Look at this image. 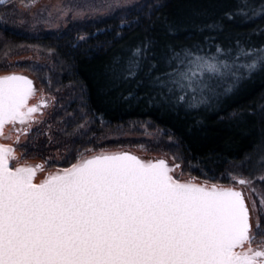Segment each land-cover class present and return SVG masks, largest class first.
<instances>
[{
    "label": "snow or ice",
    "instance_id": "snow-or-ice-1",
    "mask_svg": "<svg viewBox=\"0 0 264 264\" xmlns=\"http://www.w3.org/2000/svg\"><path fill=\"white\" fill-rule=\"evenodd\" d=\"M117 6L135 14L134 25L125 19L121 25L141 28L143 35L122 45L106 65L105 95L127 86L112 103L139 101L138 91L146 88L147 103L188 115L202 105L218 104L243 81L264 72V44L257 47L237 38L231 47L217 44L216 55L206 54L200 45L167 42L158 50L155 26L164 23L168 32L176 31L175 23L160 14L166 5L161 0H124ZM259 14L264 17V0ZM237 15L256 16L252 0H241L203 28L222 32V20ZM0 21L7 24L8 18L0 16ZM29 68L40 72L43 66L33 63ZM36 94L27 75L0 74V136L6 124H26L27 134L33 124L45 123L44 110L55 107L57 98L42 92L38 103H30ZM258 114L264 120V103ZM86 115L77 131L88 125ZM85 152L92 154H80L75 163L48 171L36 182L43 164L20 162L12 144L0 143V264H264V192L256 186L264 184V174H230L233 184L225 187L180 179L175 174L180 164L170 166L164 158ZM172 159L183 162L179 153Z\"/></svg>",
    "mask_w": 264,
    "mask_h": 264
},
{
    "label": "trees",
    "instance_id": "trees-1",
    "mask_svg": "<svg viewBox=\"0 0 264 264\" xmlns=\"http://www.w3.org/2000/svg\"><path fill=\"white\" fill-rule=\"evenodd\" d=\"M240 2L161 0L166 6L161 8L160 14L175 23L176 31L168 32L164 23L155 26L153 35L159 42L158 50L167 42L192 47L200 45L206 54L216 55L217 44L231 47L237 38L259 47L264 44V17L259 14L262 0H252L257 15L251 19L240 15L231 20L224 18L222 32L203 28L205 24L221 19L225 10H234ZM3 6L0 5V16L4 13ZM134 15L125 9L100 22L74 25L63 34L42 37L26 36L0 26V63H4L9 54L27 46L54 53L55 89L73 88L72 100L64 105L59 115L64 118L65 137L84 122L80 117L87 113L84 119L89 121L88 130L73 141L71 158L64 168L75 163L79 152L94 143V135L127 132L135 126L134 130L151 127L152 132L162 133L164 141L158 138L159 147L172 155L179 153L183 157L184 172L189 178H196V182L231 186L230 174H264L261 166L264 161V120L258 114L260 104L264 103L261 100L264 72L258 71L251 79L243 81L218 104L202 105L189 110L188 115L183 110L178 114L166 112L156 104L147 103L144 99L146 88L137 93L141 99L131 103L111 102V98L127 86L105 95L102 89L106 65L113 56L120 54L122 45L135 43L143 35L141 28L121 25V19L132 21L134 25ZM117 32L123 39L116 35ZM81 35L86 36L84 41L78 39ZM208 36L215 39L209 42L205 39ZM219 58L225 57L221 55ZM36 73L33 72L37 79L45 81L46 70ZM253 105L254 111L250 110ZM242 111V118L233 116V113ZM42 144L36 137L29 138L20 149L27 159L41 160L44 157Z\"/></svg>",
    "mask_w": 264,
    "mask_h": 264
},
{
    "label": "rangeland",
    "instance_id": "rangeland-1",
    "mask_svg": "<svg viewBox=\"0 0 264 264\" xmlns=\"http://www.w3.org/2000/svg\"><path fill=\"white\" fill-rule=\"evenodd\" d=\"M123 3L124 0H37L34 5H31V0H24L23 3H21V0H4V3H0V5H4L2 16L8 18V22L5 24L0 21V26L30 37L60 35L74 25L100 22L110 18L119 11L128 9L124 6H117L118 4L123 5ZM109 5H112V7H109ZM33 63L42 65V70L47 71L45 81L41 82L39 78L37 79V73L30 71L29 65ZM55 69L54 53L52 51L45 52L34 46L21 48L9 54L5 58L4 63H0V74L19 72L29 75L34 80L37 94L34 99L30 100V103H38L42 92L54 95L57 98L55 107H48L44 110L42 119L45 123L33 124L31 131L27 134L22 130L14 133L7 141V144H12L15 147L17 155L20 157V162L26 159L30 164H43V170L39 177L36 178V181L48 171L64 168L67 165L68 158H71L73 141L83 136L81 132L84 133L88 130L87 126L79 131L75 128L69 136L65 137L63 135L64 118L59 115L62 113L64 105L72 100L73 88L55 89L57 77ZM33 72L36 73L37 77ZM49 78L51 79V85L48 84ZM49 98V96H45V99ZM35 115L38 118L40 117V113ZM49 124L51 129L48 128ZM26 127L27 125L25 124ZM134 127L127 132L94 135V143L89 147L86 143L88 148L85 149H92L95 153H99L101 150L107 152L125 150L133 152L146 160L164 158L170 166L173 163L180 164V168L175 170L178 178L191 179L184 172L181 161H173V155L159 147L160 140L164 141L162 133L152 132L150 130L152 129L151 127H142L140 131L134 130ZM17 136L20 138L19 144L16 142ZM49 136L52 137L51 142H49ZM34 137L38 138L44 146V157L41 160L39 158L27 159L20 149V146L26 140ZM90 141L89 139L88 144ZM167 143H170V141L168 142L167 140ZM80 154L91 155L92 152H85L82 149L79 152ZM257 183L258 190L264 192V184ZM245 192H247L246 189ZM253 198L257 199V204L259 205L258 198L255 196ZM247 202L251 206V200Z\"/></svg>",
    "mask_w": 264,
    "mask_h": 264
},
{
    "label": "flooded vegetation",
    "instance_id": "flooded-vegetation-1",
    "mask_svg": "<svg viewBox=\"0 0 264 264\" xmlns=\"http://www.w3.org/2000/svg\"><path fill=\"white\" fill-rule=\"evenodd\" d=\"M34 99V98H33ZM32 100V99H31ZM35 104V103H33ZM25 128V125H20V124H9L6 125L3 129V135L0 136V143L7 144V141L9 138L14 134L22 131ZM19 129V131H18Z\"/></svg>",
    "mask_w": 264,
    "mask_h": 264
},
{
    "label": "water",
    "instance_id": "water-1",
    "mask_svg": "<svg viewBox=\"0 0 264 264\" xmlns=\"http://www.w3.org/2000/svg\"><path fill=\"white\" fill-rule=\"evenodd\" d=\"M15 73H17V74H22V75H26V74H24V73H19V72H15ZM27 76H28L30 79H32L29 75H27ZM32 80H33V79H32ZM33 82H34V80H33ZM34 87H35V83H34ZM16 124H19V123L17 122ZM6 125H9V124H6ZM6 125H5V126H6ZM111 152H116V151H111ZM120 152H129V153H131V154H133V155L138 156L137 154H135V153H133V152H130V151L120 150ZM138 157L141 158V159H143V160H146V159H144V158H142V157H140V156H138ZM158 159H159V158H158ZM149 160H154V159H149ZM155 160H156V159H155ZM37 164H38V163H37ZM33 165H35V164H33ZM169 165H170V164H169ZM40 173H41V171H38V172H37L36 178L39 177ZM45 175H47V173L44 174L43 177L40 178V179H39L38 181H36V182H39L41 179H43ZM225 187H227V186H225Z\"/></svg>",
    "mask_w": 264,
    "mask_h": 264
}]
</instances>
